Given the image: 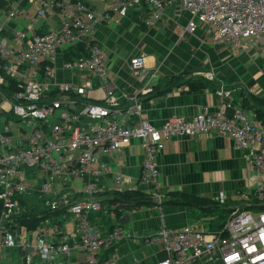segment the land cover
Instances as JSON below:
<instances>
[{
	"label": "built area",
	"instance_id": "obj_1",
	"mask_svg": "<svg viewBox=\"0 0 264 264\" xmlns=\"http://www.w3.org/2000/svg\"><path fill=\"white\" fill-rule=\"evenodd\" d=\"M95 1L104 5L108 2V10L119 19L134 12L137 22L147 28L160 21L169 8L174 7L172 17L175 18L183 11L188 12L191 18L180 33L181 39L186 33L193 34L201 24L216 34L219 43L233 49L246 50L253 44L252 40L264 44V0ZM0 2L6 6L5 12L0 11V126L5 125V132L16 127V134L0 131V252L12 248L32 250L29 243L8 237L7 229L20 211L17 197L27 194L30 188L27 172L36 179L44 173L62 184L68 178L85 180L82 201L71 202L67 195L56 192L47 179L42 180L39 191L51 198L47 202L50 210L64 209L73 219L76 250L84 255L81 264H115L111 254L105 257L103 254L131 240L133 235L122 226L101 231L89 220L100 209L96 200L100 178L109 172L97 159L98 154L114 155L135 139L144 148L138 184L142 187L152 185L157 191L156 160L168 141L180 137L209 139L212 134L227 137L238 150H251L245 160L257 180L253 191L238 194L237 200L242 205L252 199L264 203V125L251 119L239 107L234 108L231 119L226 118L223 110L230 104H225L216 111H201L190 118L172 117L156 129L140 118L137 95L121 108L111 85L103 87L101 102L82 103L74 111L73 91L82 94L83 89L91 88L90 82L82 89H74L69 84L46 85L36 77H50L57 54L82 44L86 56L64 61L62 70L86 72L90 78L106 80L105 57L96 42L95 28L108 21V15L87 20L85 13L90 8L83 0ZM28 9H33V15ZM47 14L55 17L57 26L46 32H36L35 20H43ZM20 22L25 25L24 30L9 27ZM129 70L135 78L142 76V57L131 59ZM52 91L56 92L54 99L49 98ZM216 95L228 97L229 91L220 87ZM6 114L18 123L30 119L36 124L24 134L20 124H7L3 116ZM127 117L137 118L134 127L126 125ZM45 122L50 129H44ZM122 182V175L114 173L113 192H123ZM153 196L155 201L161 202L157 192ZM241 207L234 208L219 233H207L192 225L172 232L162 226L144 242L161 246L166 252V257L158 264H189L201 258L210 264H264V211L252 213L240 210ZM48 237V228L36 234L41 260L48 262L52 255L71 253L72 248L67 243L48 242Z\"/></svg>",
	"mask_w": 264,
	"mask_h": 264
},
{
	"label": "crops",
	"instance_id": "obj_2",
	"mask_svg": "<svg viewBox=\"0 0 264 264\" xmlns=\"http://www.w3.org/2000/svg\"><path fill=\"white\" fill-rule=\"evenodd\" d=\"M83 1L90 8L85 13L87 20H94L103 14L108 15V21L95 28L96 42L105 57L107 78H90L86 72L71 73L62 70V52L56 56L50 77L38 75L43 79V84H69L74 89H82L90 82L91 88L83 89L82 94L75 91L72 94L76 96V100L84 102H101L103 87L111 85L121 108L129 103L132 96L137 95L141 108L140 118L156 129L172 117L190 118L201 111H216L225 104H230V107L224 108L223 114L231 119L234 108L240 106L242 98L249 95L264 98V44L257 40H252L253 44L246 50L233 49L219 43L216 34L201 24L197 25L193 34L186 33L181 39L180 33L191 18L188 12L183 11L175 18L172 17L174 7L169 8L160 21L147 28L136 21L134 12L119 19L115 13L101 8L104 4L95 0ZM5 10V4L0 2V11ZM28 12L33 15V9H28ZM33 25L36 32H46L55 28L57 22L55 17L47 14L45 19L35 20ZM24 26L20 22L9 27L24 30ZM139 56L143 60L144 73L135 78L129 70V61ZM183 72H189L183 81L189 77H202L211 83L207 88L198 91H192L184 85L166 95L152 96L154 89L163 88L170 78ZM220 87L229 91L228 97L216 95ZM143 90L146 92L143 93ZM258 109L262 120L256 117L255 110L243 111L251 119L264 125V106ZM125 123L132 128L136 125L137 118L127 117ZM250 152V149L238 150L231 139L215 134L209 139L173 138L165 144L156 160L157 191L152 185L142 187L138 184L144 157V148L139 140H132L114 155L98 154L97 162L106 165L109 170L100 178L98 195L113 191L112 176L119 173L123 177V191H141L145 194L142 200L151 202L130 210L122 209L120 217L108 212V208L90 216L89 220L101 231L122 226L133 235L131 240L113 247L110 254L114 263L158 264L166 257V252L161 246L148 245L144 240L162 226L172 232L192 225L207 233H219L223 220L241 203L237 200V195L249 194L257 183L254 171L245 160ZM43 179L50 180L56 192L67 195L71 202L85 199L82 194L85 180L68 178L62 184L59 179L41 173L34 180L38 182L37 185L29 179L28 193L22 195L27 208H33L39 213L48 210L47 202L51 198L39 191ZM156 192L161 196L160 203L154 200L153 195ZM171 192L205 198L215 203V206L207 211L167 204L168 194ZM36 194L42 196V203L46 206L42 211H37L36 205L31 204ZM43 228H48L49 231L46 241H64L71 246V253L52 255L48 262L41 260L38 255L40 243L35 238ZM7 236L14 237L20 243H29L32 250L4 249L0 252V264H81L84 260V255L76 250L74 222L66 211H56L48 215L35 231H27L13 222L7 229ZM189 264L210 263L201 258Z\"/></svg>",
	"mask_w": 264,
	"mask_h": 264
},
{
	"label": "trees",
	"instance_id": "obj_3",
	"mask_svg": "<svg viewBox=\"0 0 264 264\" xmlns=\"http://www.w3.org/2000/svg\"><path fill=\"white\" fill-rule=\"evenodd\" d=\"M86 53L87 52H86L84 45L78 44L76 46L70 47L68 50H65L63 53V59L64 61H72L73 59L86 56ZM186 75H189V72H183V73H180L179 76L170 78L167 81V84L164 85L163 88L154 89L151 92L152 96L158 97V96L166 95L170 93L171 91H173L174 89L180 86H184V85L187 86L192 91H198V90L207 88L209 84L211 83L210 80H207L202 77H193V78L189 77L186 81H183ZM12 90H15L13 86H12ZM55 97H56V92L54 91L50 92L49 98L54 99ZM71 97L73 100H75V103H76L74 111L78 110L79 106L82 103H86L84 101L76 100L77 98L75 95H71ZM262 106H264V98L249 95L247 97L242 98L239 107L241 108V110H244L247 112L251 110L253 111L255 110L254 114L256 115V117L262 120L263 118L259 114L260 109H258V107H262ZM105 195H108V197H105ZM144 197H145V194L138 190L123 191L121 193L111 191L110 193H107V194L98 195L96 197V200L98 201L100 205V209L95 215L102 212L105 208L106 209L108 208V212L114 213L117 217H120L122 214V211H121L122 209L130 210L132 208H136L139 206L149 205L151 202L143 201L142 199ZM17 200L19 202L20 211L17 215L13 217V219L15 223H18L20 226L24 227L27 231L37 230L38 227L41 225V223L44 221V219L48 215L54 214V212L56 211H59V212L65 211L64 209L52 211L48 208V210H45L39 213V212H36V210H34L33 208H27L26 201L25 199L22 198V196H18ZM166 203L174 205V206L198 208V209H204L207 211H209L211 207L215 206V203L211 202L208 199L188 196L182 193H175V192L173 193L171 192L168 194V199ZM239 206H242L240 210L249 211L252 213H259L261 211H264V203H258L255 199H252L251 201H249L248 203L244 205L240 203ZM111 207L112 209H110ZM216 207H217V204H216ZM0 210H1V204H0ZM233 210H231V212ZM38 215L40 217H38ZM227 219L228 218L223 220L221 224V229H224ZM113 228L115 227H111L108 230L110 231ZM223 235H225V233H223ZM113 249L114 248L110 249L108 252H105L103 254V257L112 253Z\"/></svg>",
	"mask_w": 264,
	"mask_h": 264
},
{
	"label": "rangeland",
	"instance_id": "obj_4",
	"mask_svg": "<svg viewBox=\"0 0 264 264\" xmlns=\"http://www.w3.org/2000/svg\"><path fill=\"white\" fill-rule=\"evenodd\" d=\"M102 7L101 8H104V9H108V7H110V4L107 2L105 5H101ZM100 7V6H99ZM262 37H264V35L262 36ZM36 79L38 80V81H41V83H44V82H42L43 81V79L41 80V77L40 76H38V77H36ZM8 121H7V124L8 125H14V126H17L18 124H20V127L22 128V129H20V131L22 132V133H29V131H30V129L36 124V122H34L33 120H25V121H22V122H20V123H18L17 121H16V119L15 118H13V117H11V116H9V115H3ZM5 125H1L0 126V131L2 132V133H4V134H9V135H12V134H16V127L12 130V131H7V132H5V127H4ZM44 127V129L45 130H48V129H50V125H49V123L48 122H45V125L43 126ZM27 178L28 179H31L32 181H34L35 180V178L31 175V173L30 172H27ZM49 182H50V180H48ZM34 183L37 185L38 184V182L37 181H34ZM51 183V182H50ZM36 197H34V200L33 201H31V204L34 206V205H36V208H37V211H42V210H44L45 208H46V206L42 203V196L40 195V194H36L35 195ZM12 238H14V237H12Z\"/></svg>",
	"mask_w": 264,
	"mask_h": 264
}]
</instances>
